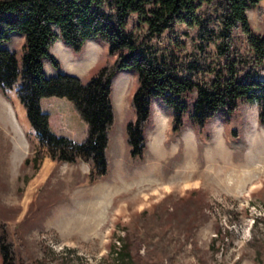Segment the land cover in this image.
<instances>
[{
    "label": "rangeland",
    "instance_id": "obj_1",
    "mask_svg": "<svg viewBox=\"0 0 264 264\" xmlns=\"http://www.w3.org/2000/svg\"><path fill=\"white\" fill-rule=\"evenodd\" d=\"M247 16L254 32L264 34V0L247 10ZM136 23L131 15L127 29L144 40V29ZM148 41L157 47L175 41L183 65L200 64L181 74L198 82L214 77L204 71V61L212 66L224 62L214 42L201 43L196 28L180 25ZM22 42L14 34L6 44L16 52L18 65ZM60 42L51 45L50 53L64 73L86 79L91 68L112 59L102 40L88 39L79 55ZM232 43L243 51L244 35L238 29ZM43 64L47 75L56 73L48 59ZM257 77L264 80V68ZM136 87L132 70L119 71L112 79L115 121L107 148L109 167L91 184L92 168L83 159L56 163L41 151L42 157L32 161L39 146L25 110L14 90L0 91V235L14 242L15 261L22 260L24 251L33 263L56 258L68 248L72 264H110V244L119 245L117 235L128 229L144 239V247L164 245L173 256L167 264H255L250 227L256 216H264V124L258 121L256 103H241L230 114L219 111L201 127L190 117L193 97L181 130L172 133L173 110L153 98L146 149L138 160L130 156L125 134V124L134 116ZM40 108L57 135L75 144L85 139L87 125L69 100L43 98ZM26 157L30 161L25 164ZM199 196L207 200L208 217L193 225L192 214L180 208L186 204L178 199L189 198L187 206H194ZM221 225L231 231L218 238L219 248L213 250L210 241ZM258 234L264 240V220L258 223Z\"/></svg>",
    "mask_w": 264,
    "mask_h": 264
},
{
    "label": "trees",
    "instance_id": "obj_2",
    "mask_svg": "<svg viewBox=\"0 0 264 264\" xmlns=\"http://www.w3.org/2000/svg\"><path fill=\"white\" fill-rule=\"evenodd\" d=\"M259 3L260 0H0V91H15L36 134L39 150L32 161L36 163L42 157L41 151L56 163L83 159L92 168L88 175L90 184L104 176L109 167L107 148L115 121L112 79L125 70H132L137 78L131 97L134 116L125 124L132 158H143L153 98H160L173 110L172 133L181 130L182 115L193 97L190 117L201 127L217 112L230 114L241 103L253 101L258 121L264 124V80L257 77L264 68V34L254 32L247 16V10L257 8ZM131 15L136 16V27L144 29V40H137L134 31L127 29ZM180 25L196 28L201 43L214 42L216 53L224 58L219 66L202 63L204 71L214 75L209 81L198 82L181 74L184 69H198L200 64L183 65L175 41L162 47L148 41L150 37L170 34ZM236 29L244 35L243 51L232 43ZM14 34L23 37L20 65L16 52L6 47ZM91 38L104 41L112 59L99 68H91L86 79L61 72L60 62L49 52L51 45L61 39L79 55ZM45 59L55 68L54 75L45 73ZM48 97L65 98L73 104L87 124L83 142L75 144L50 129L48 114L40 108V99ZM29 161L26 157L23 162ZM178 202L186 204L180 208L192 214L193 225L208 217V203L203 196L195 200L194 206H187L189 198H179ZM261 220L264 216L253 219L248 239L255 264H264V240L258 234ZM230 231L223 225L217 227L210 247L217 250L218 238ZM143 240L136 232L125 229L116 237L119 245L110 244V264H167L173 260L164 245L152 250L142 245ZM141 246L144 254L139 252ZM66 250L69 249L64 248L56 258L33 263L28 262L24 251L17 263L14 242L0 235L1 264H72L71 251Z\"/></svg>",
    "mask_w": 264,
    "mask_h": 264
},
{
    "label": "bare ground",
    "instance_id": "obj_3",
    "mask_svg": "<svg viewBox=\"0 0 264 264\" xmlns=\"http://www.w3.org/2000/svg\"><path fill=\"white\" fill-rule=\"evenodd\" d=\"M101 197H102V198H100V199L103 200L104 197H103V196H101ZM96 204H97V203H96ZM97 205H98V204H97Z\"/></svg>",
    "mask_w": 264,
    "mask_h": 264
},
{
    "label": "crops",
    "instance_id": "obj_4",
    "mask_svg": "<svg viewBox=\"0 0 264 264\" xmlns=\"http://www.w3.org/2000/svg\"><path fill=\"white\" fill-rule=\"evenodd\" d=\"M60 44H61V42L60 41H58ZM62 45V44H61ZM41 101H42V99L40 100V103H41Z\"/></svg>",
    "mask_w": 264,
    "mask_h": 264
}]
</instances>
